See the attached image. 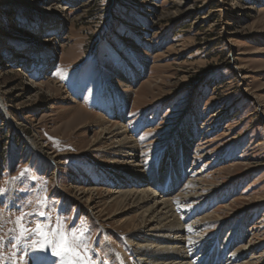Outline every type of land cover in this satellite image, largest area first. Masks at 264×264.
Segmentation results:
<instances>
[{
  "label": "rangeland",
  "instance_id": "rangeland-1",
  "mask_svg": "<svg viewBox=\"0 0 264 264\" xmlns=\"http://www.w3.org/2000/svg\"><path fill=\"white\" fill-rule=\"evenodd\" d=\"M112 123L151 183L182 179L165 197L193 264H264V0H0V264H31L16 219L45 197L85 255L140 264L142 210L108 198Z\"/></svg>",
  "mask_w": 264,
  "mask_h": 264
},
{
  "label": "bare ground",
  "instance_id": "bare-ground-1",
  "mask_svg": "<svg viewBox=\"0 0 264 264\" xmlns=\"http://www.w3.org/2000/svg\"><path fill=\"white\" fill-rule=\"evenodd\" d=\"M123 81H126V79L123 78ZM124 84L126 85L125 82ZM111 128L112 129H102V134H109L108 139L112 140V145L108 148L107 152L109 155L115 157L113 158V165H111L110 168H113L112 174L119 179L118 181H116V183L114 182L118 186V188L109 191L108 198L111 201L130 202L132 204L134 203L138 207V209L142 210L141 222H139L138 224H133L132 228L127 230L126 232V236H128L131 243L129 245L132 247L133 252L137 256L136 262L140 264H193L191 260V252L193 251V249L189 248V235L187 236L188 232L190 231L187 226H185L179 219L180 217L178 218V215L176 214L175 209L170 202V199L165 197L167 192H169L172 187L174 188V182H176V187L177 184L180 185L182 179H179V177H174L176 181L174 179V181H169V179H167L166 182L157 183L158 181H153L151 183L149 180V174L142 171L140 163L138 161H131L137 153V147L133 144V140L130 139L123 130H121V126L119 124L112 123ZM189 149L190 148H186L185 150L186 156L190 155ZM172 162V156H165L162 162V168L165 166L167 167V164H172ZM166 167L164 169H166ZM175 169L177 170L181 168L179 166L175 167ZM167 174L173 175L176 173L173 169H170ZM181 176L184 177L183 174ZM148 181L150 185L154 186V188L155 185L160 184V189H157V191L156 189L154 190L148 188H137L140 185H147ZM137 183L139 185H137ZM158 197H161V199L159 200ZM183 197L188 196L186 195ZM87 202H89L90 204L92 200L88 198ZM174 202H176V199ZM191 238L189 237V240L193 241L194 239ZM198 249L199 247H197L196 250ZM241 255L242 254L239 251L234 257L235 262L239 260ZM243 256L245 255L243 254ZM251 258L253 257L251 256ZM201 261H203V264H209L208 258L206 260L202 258ZM247 262L244 264H250V262Z\"/></svg>",
  "mask_w": 264,
  "mask_h": 264
},
{
  "label": "snow or ice",
  "instance_id": "snow-or-ice-1",
  "mask_svg": "<svg viewBox=\"0 0 264 264\" xmlns=\"http://www.w3.org/2000/svg\"><path fill=\"white\" fill-rule=\"evenodd\" d=\"M37 203L40 205L39 210L17 217V231L14 236L17 241L32 240L30 248L34 255L31 258V264H47L48 250H51L52 256L60 258L61 264H109L108 260H96L94 257L85 255L89 251L94 252V249L84 242L83 229L70 227L63 220H57L55 223L50 221L49 213L44 210L47 207L46 197ZM36 216L43 219L35 221L28 219ZM31 223L35 226L29 227ZM9 243H12V239Z\"/></svg>",
  "mask_w": 264,
  "mask_h": 264
}]
</instances>
